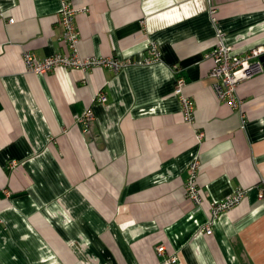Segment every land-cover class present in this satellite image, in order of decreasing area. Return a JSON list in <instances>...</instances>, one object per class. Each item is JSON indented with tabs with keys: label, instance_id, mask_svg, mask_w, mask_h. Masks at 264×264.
<instances>
[{
	"label": "crops",
	"instance_id": "obj_1",
	"mask_svg": "<svg viewBox=\"0 0 264 264\" xmlns=\"http://www.w3.org/2000/svg\"><path fill=\"white\" fill-rule=\"evenodd\" d=\"M68 1L87 9L76 17L82 59L140 63L155 42L162 61L30 73L26 51L68 53L61 1L0 0V264H167L175 254L177 264H264V72L239 85L241 111L218 101L207 0ZM214 1L228 45L264 46V0ZM176 65L193 123L175 95ZM88 109L91 134L75 119ZM194 160L201 207L185 191ZM238 189L249 190L244 201L201 233L211 202Z\"/></svg>",
	"mask_w": 264,
	"mask_h": 264
},
{
	"label": "built area",
	"instance_id": "obj_2",
	"mask_svg": "<svg viewBox=\"0 0 264 264\" xmlns=\"http://www.w3.org/2000/svg\"><path fill=\"white\" fill-rule=\"evenodd\" d=\"M61 9L59 13V24L63 29L62 42L67 45L68 53H58L45 59H38L29 51L24 53V65L26 70L37 75H48L57 69H67L73 71H82L84 73L96 69H110L114 73H119L131 66H151L162 61V54L158 43L151 42L148 50V57L143 62L136 63L130 60H117L112 57H92L82 59L78 54L77 45L79 42V33L76 28V17L87 11L86 8H76L68 0H60ZM209 5V14L216 31L217 44L206 56L212 60L213 66L209 77L212 79V90L221 103L229 104L234 110L241 111L242 101L237 97L239 85L247 80L264 72V64L261 58L264 56V46L254 47L244 54L238 53L235 47L228 45L225 41V35L219 28L215 19L217 12L214 0H207ZM14 19L9 23L13 24ZM173 73L176 77L175 95L178 97L182 109V114L188 123H193L196 106L194 101L186 95L185 87L187 85L182 76V70L179 66H173ZM95 102L105 104L107 97L100 91ZM78 123L84 125V132L91 134L95 124V115L92 109H88L81 116L75 117ZM199 139H203V134H199ZM15 161L10 163V168H15ZM189 178L185 184L187 197L192 203L201 207L205 201V195L199 185L200 163L194 160L188 167ZM249 190L238 189L232 195L221 201H212L210 205V219L200 230L206 235L213 234V228L218 219L226 213L231 212L239 206L247 197ZM261 198H264V191L261 192ZM159 254H165L166 249L160 246L157 249ZM179 256L177 254L168 258L167 264H177Z\"/></svg>",
	"mask_w": 264,
	"mask_h": 264
},
{
	"label": "water",
	"instance_id": "obj_3",
	"mask_svg": "<svg viewBox=\"0 0 264 264\" xmlns=\"http://www.w3.org/2000/svg\"><path fill=\"white\" fill-rule=\"evenodd\" d=\"M261 62L264 64V56L261 58Z\"/></svg>",
	"mask_w": 264,
	"mask_h": 264
}]
</instances>
